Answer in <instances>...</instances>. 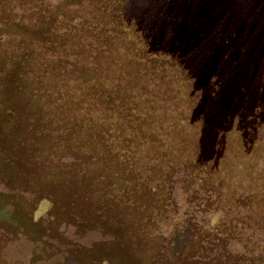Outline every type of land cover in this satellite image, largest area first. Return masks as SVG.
<instances>
[{
    "label": "trees",
    "instance_id": "16d2710c",
    "mask_svg": "<svg viewBox=\"0 0 264 264\" xmlns=\"http://www.w3.org/2000/svg\"><path fill=\"white\" fill-rule=\"evenodd\" d=\"M117 2L0 0V264H264V0Z\"/></svg>",
    "mask_w": 264,
    "mask_h": 264
},
{
    "label": "rangeland",
    "instance_id": "374dc122",
    "mask_svg": "<svg viewBox=\"0 0 264 264\" xmlns=\"http://www.w3.org/2000/svg\"><path fill=\"white\" fill-rule=\"evenodd\" d=\"M105 2L108 3L110 7H114V5L118 3L117 0H105ZM249 94L250 92L246 91L242 97H239L238 99L236 97V99L242 101L244 98L245 101L248 102ZM232 103L233 102L230 99L229 105L231 106ZM239 108L240 106L236 107L237 110ZM249 108H246V110L248 109V111L251 113L252 111H250L251 109ZM253 118H256V116H254ZM255 122H257L255 121V119H249L247 120V122L245 121V123H243V125L245 126L242 128L243 134L245 135L246 138V142L250 145L252 144V147L254 149L253 151H255L256 146H254V143H256V141L252 142L250 136L254 134L253 129L258 128V125ZM9 124L10 123L5 122V124L3 123V125L2 124L0 125V167L5 169L18 164L19 160L23 156L22 154H28L22 148V143H26L27 141V132L25 128L20 126L17 122L12 123L13 125L12 124L9 125ZM5 220L6 217H4V221ZM119 238L120 237H117L115 239L116 249L118 252L122 253V247L119 246L120 243ZM158 238L161 244L162 242L161 236H159ZM58 239L59 240H57L56 238L52 239L53 250L55 249L56 246H59L61 248V252L59 253L57 264H111L112 263L111 260L108 257H105V255H103V253L101 252L102 249L101 241L103 237H101V234L99 233L96 234L89 232L87 234V238L84 236L83 238L76 237L71 233L68 234L65 238L58 237ZM109 239H114V238H109ZM142 240H143L142 243L146 246H148L149 243L159 242L158 239L148 237V234L144 235ZM32 243L33 241L29 238H25L24 240H21L22 246H26L28 244L32 245ZM123 254L124 257L120 262L122 264H129L130 256L128 251L124 252ZM44 255L47 256L45 257V259L47 260L48 255H46L45 253ZM47 261L41 262V264H50Z\"/></svg>",
    "mask_w": 264,
    "mask_h": 264
}]
</instances>
